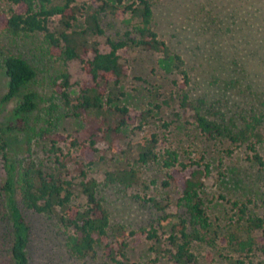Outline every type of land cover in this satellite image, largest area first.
<instances>
[{
	"label": "trees",
	"instance_id": "1",
	"mask_svg": "<svg viewBox=\"0 0 264 264\" xmlns=\"http://www.w3.org/2000/svg\"><path fill=\"white\" fill-rule=\"evenodd\" d=\"M6 1L10 7L0 10V32L10 36L41 33L47 55L63 65L76 61L82 73L75 94L70 92L71 84L64 69L51 79V93L57 102L48 105L42 125L34 128L29 126V117L36 107L35 94L25 89L34 71L19 55L8 54L3 59L5 87L0 103L18 97L10 118L0 125V206L9 222L8 254L12 264H29L25 252L29 227L21 207L52 216L64 230L63 244L69 254L86 258L92 256L97 247L104 258L103 264H128L124 251L133 237L151 241L154 252L160 254L165 264H196L190 250L192 244L221 250L225 264H254V255L264 256V214L256 217L241 204L237 206L235 219H229L223 225L211 222L200 194L201 181L209 171L208 164L180 161L178 153L169 146L159 145L158 137L153 133H149L143 142H135L132 148L136 162L159 165L163 171L161 187L176 189V209L171 213H165L166 205L157 198L140 196L141 201L161 213L157 222L167 235L162 238L153 226L126 229L121 224H111L97 195L93 168L103 170L105 182L123 186L130 185L137 177L129 166L106 169L104 156L96 157V153L129 152L119 146L122 130L131 121H136L137 127L147 123L157 108L169 109L172 121L183 119L206 139L244 144L256 164H262L254 141L260 139L264 111L253 113L249 110L248 115L240 116L242 125L231 128L222 116L210 113L212 103L200 96L191 97L181 56L170 52L152 28L153 0H131L125 7L131 28L117 39L105 37L102 48L97 38L103 31L95 11L105 9L104 2L97 6H80L75 0L57 3H50V0ZM79 16L81 26L75 24ZM52 17L55 24L49 27L47 20ZM139 48L161 54L176 79L171 81L166 96L159 97L154 93L152 97L157 102L153 108L141 110L133 119L121 102L126 65L120 62L117 51ZM58 112L78 119L80 127L64 135L55 132L53 127ZM186 116L189 121L185 120ZM168 124L161 120L159 125L164 128ZM10 133L23 136L21 147L13 148L7 138ZM38 144L42 145L47 165L35 162L31 157L33 146ZM98 144L103 147L99 148ZM11 150L20 152L23 161L20 159L15 165L9 155ZM174 173H178L176 177ZM150 264H158V258Z\"/></svg>",
	"mask_w": 264,
	"mask_h": 264
},
{
	"label": "rangeland",
	"instance_id": "2",
	"mask_svg": "<svg viewBox=\"0 0 264 264\" xmlns=\"http://www.w3.org/2000/svg\"><path fill=\"white\" fill-rule=\"evenodd\" d=\"M130 1L75 0L80 6H97L102 2L107 5L105 9L95 11L103 31L102 36L97 38L101 48L105 37L117 39L131 28L132 23L125 10ZM57 2L59 0H50V3ZM9 7L6 0H0V10ZM151 8L153 30L170 52L179 54L183 60L191 97L200 96L212 103L210 113L216 112L217 116H222L231 128L242 125L240 116L248 115L249 110L253 113L264 111V0H153ZM80 21L79 16L75 24L81 26ZM54 24V17L47 20L49 27ZM44 44L41 33L10 36L0 32V96L5 87L2 73L4 57L15 54L26 59L34 71L33 78L25 86L35 94L36 107L29 117V126L34 128L42 125L48 105L57 102L52 96L50 81L58 71L65 70L67 81L71 84V94H75L76 83L82 78L76 61L63 65L45 53ZM117 53L120 62L126 65V76L121 83L124 93L121 102L129 109L131 118L135 119L141 110L153 108L157 102L152 97L154 93L159 97L169 93L171 81L176 79V75L169 68L167 60L157 52L139 48L119 49ZM17 101L18 97L0 103V125L10 118ZM60 113L54 123L55 132L64 135L80 127L78 119ZM184 118L190 120L187 116ZM161 120L169 124L162 128L159 125ZM172 120L169 109L157 108L147 123L137 127L138 123L131 121L122 130L119 146L125 151L129 149V152L96 153V157L104 156L106 169L129 166L136 172V181L123 186L105 182L103 170L92 169L98 184L97 195L108 212L110 223L121 224L126 229L153 226L162 238L167 235L157 222L161 213L140 199L145 195L157 198L166 205L165 213L176 209L174 203L178 194L172 186H160L163 171L159 165L135 161L133 144L143 142L149 133L158 137L159 145L174 149L180 161L208 164L209 171L201 181L200 194L211 222L223 225L229 219H235L237 206L241 204L248 213L262 216L264 125L259 128V141H254L262 161L259 165L251 158L244 144H232L225 139L209 140L183 119ZM7 138L14 149L15 146L21 147L24 139L18 133H10ZM98 147L102 148L103 145L98 144ZM31 153L35 162L48 164L41 144L33 146ZM9 155L15 165L20 159L23 161L18 151L11 150ZM177 174L173 175L176 177ZM234 202L236 205H233ZM21 211L29 227L25 249L29 264H103L104 258L97 247H94L93 255L86 258L69 254L63 244L64 230L52 216L27 211L22 207ZM9 237V222L0 206V264H12L8 254ZM190 250L196 264H225L222 251L216 247L192 244ZM124 252L128 264H150L157 258L158 264H165L160 254L154 252V244L144 238H130ZM253 262L264 264V256L254 255Z\"/></svg>",
	"mask_w": 264,
	"mask_h": 264
}]
</instances>
